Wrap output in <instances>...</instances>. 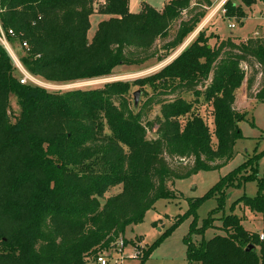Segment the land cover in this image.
I'll return each mask as SVG.
<instances>
[{"label": "trees", "instance_id": "trees-1", "mask_svg": "<svg viewBox=\"0 0 264 264\" xmlns=\"http://www.w3.org/2000/svg\"><path fill=\"white\" fill-rule=\"evenodd\" d=\"M204 2L200 6L213 4ZM241 2L227 0L224 16L240 21L247 17L245 7L264 4ZM191 3L171 0L161 11L144 4L139 13H131L129 0H104L97 9L93 0H0V25L8 41L20 42V62L30 75L70 84L111 77L120 66L155 56L159 62L170 57L206 16L203 11L181 21L174 38L156 51L157 40L168 36ZM96 13L108 19L89 40L90 18ZM215 37L201 30L171 63L133 84L114 81L65 92L21 83V71L0 44V264H87L119 239L129 245L128 228L141 224L158 200L175 198L171 182L229 163L236 142L244 139L240 123L247 117L235 108L236 92L246 81L242 64L258 65L263 72L255 100L264 101V36L259 32L240 42L218 38L211 46ZM255 78L253 73L247 79L248 90ZM146 84L163 87L162 94L170 89L195 96L194 101L178 96L158 102V137L153 140L147 139L143 108L134 110L128 100L133 85ZM200 104L212 107L213 129L194 113ZM263 157L264 152L247 155L205 196L190 201L188 212L146 247L141 264L184 219L195 217L204 201L216 198L222 210L231 188L257 182V195L236 204L264 215ZM116 187L121 192L105 199ZM215 212L202 227L191 224L185 238L188 264H264L259 232L247 230L234 213H223L221 226L215 227ZM209 229L219 233L205 240ZM193 233L202 236L199 244L192 242Z\"/></svg>", "mask_w": 264, "mask_h": 264}, {"label": "rangeland", "instance_id": "rangeland-1", "mask_svg": "<svg viewBox=\"0 0 264 264\" xmlns=\"http://www.w3.org/2000/svg\"><path fill=\"white\" fill-rule=\"evenodd\" d=\"M165 1L166 0H129V9L131 13H139L142 10L143 5L148 4L155 9L160 10L164 7ZM234 1L238 5L242 4L241 0ZM93 2L94 8L97 9L104 0H93ZM212 2L213 4L211 7H205L203 6L205 5L204 0H192L190 9L182 12L181 18L172 24L168 36L164 39L157 40L154 49L159 51L165 43L174 38L181 21L190 19L192 14L195 15L203 11L206 12V16L202 19L197 29L185 39L184 43L170 57L164 61L159 62L158 56H155L142 64L120 66L115 69L114 74L111 77L91 81L59 84L46 82L42 78L37 77L35 78L36 84H39L50 91L62 92L78 88L100 87L105 83L114 81H125L133 84L136 80L150 77L167 66L173 61L172 59L174 57L179 56L196 40V35L201 30H204L207 35H210L211 33L215 34L214 32L217 31V34H215L217 35V38H212L209 42L211 46H214L217 43L218 38L222 40L231 38L240 42L255 37L259 32L264 36V6L259 2L252 7H245L247 17L240 21L229 19L224 16L223 8L220 7V0H212ZM200 3L203 5L200 6ZM91 19L92 18H90V20ZM232 24L235 25L234 28H231L230 25ZM91 26L92 27L88 33L89 40L92 39L98 25H95V22H93ZM8 42L17 55V57L13 58L14 64L16 65L24 54L23 48L18 40H10ZM163 54L164 52H159L160 56ZM242 67L246 72V81L236 92L235 108L241 113L246 112L247 117L245 121L240 123L244 139H240L236 142L233 158L226 166L218 170L201 171L188 178L171 182L170 187L175 193V198L171 200H158L154 207L146 213L144 221L141 224L128 228L125 238L129 241V245H124L122 243L123 239H119V241L114 244V247L103 252L101 255L107 257L108 264H141L139 257L142 255L143 251L145 252L146 247L151 246L156 242L163 233L174 226L177 222V218L184 216L188 212L190 201L205 196V194L216 183H218L222 177L244 163L247 155L251 157L254 154L264 152V101L257 102L255 100L256 94L261 90L263 72L258 65L254 66V69H252L244 63L242 64ZM253 73L256 74L255 83L252 90H248L247 79H249ZM16 75L18 78H21L20 74L16 73ZM162 88L163 87L161 86L152 87L150 84L141 87L133 85L129 91L128 100L132 108L136 111L143 108L142 122L144 126H147L146 133L148 140H153L158 137V124L156 122L157 118L160 116L161 110V104H158V102L173 101L178 96H181L188 101L195 100V96L192 93L184 91L181 93H172L171 90L168 89L167 94H162L164 92L161 91H165ZM139 90L142 91V95L139 106L135 108L134 93ZM11 103L13 106V112L17 114L19 108L16 99L12 98ZM196 112L205 119L210 129H213L212 107L204 104L195 105L194 113ZM185 120L186 119L182 120V122ZM148 123H154V127L151 128ZM214 142H216L215 139ZM216 163L220 162L218 161ZM259 170L261 174L264 172V157L259 162ZM121 190V187L111 189L106 194L105 199L119 194ZM257 192L258 184L255 181L247 182L238 188L229 189L224 201L223 209L220 211L217 210L218 202L216 198H210L204 201L197 210L196 216H190L184 219L183 222H181L176 229L158 245L144 264H188L185 238L190 233L191 224L195 222L198 228L202 227L204 220L213 211H216L214 215L216 221L213 222L215 227L221 226L220 218L223 216V213H234L243 219V224L247 230L260 232L264 229V215L254 214L243 207L242 204H236L244 196L255 197ZM233 206H235V209H232ZM216 233H219V231L216 229H209L206 231L204 239L209 240ZM191 239L193 243L199 244L202 240V236L193 233ZM135 255H137V257H135ZM97 258L91 256L87 259V264H98Z\"/></svg>", "mask_w": 264, "mask_h": 264}, {"label": "built area", "instance_id": "built-area-1", "mask_svg": "<svg viewBox=\"0 0 264 264\" xmlns=\"http://www.w3.org/2000/svg\"><path fill=\"white\" fill-rule=\"evenodd\" d=\"M222 8H223V7H222ZM230 26H231V28H234V27H235L234 24H232V25H230ZM9 34L13 35L14 33H13V31H9ZM0 44L3 45V46L6 48V50L8 51V53L10 54V56L12 57V59H13L14 57H16V56L14 55V53H13V50H12V48H11L9 42H8V34H7L6 31H4V30L2 29L1 25H0ZM23 47H27V44L24 43V44H23ZM13 60H14V59H13ZM16 66H17V68H18V69L21 71V73H22L21 83H24V84H25V83H28V82H32V83L36 84V79H35L32 75H30V74H29V73L23 68V66L21 65L20 61L16 64ZM38 85H39V84H38ZM259 236H260V240H261V241H264V229L261 230V231L259 232ZM135 257H137V255H135ZM107 260H108V259H107L106 256L100 255V256H98V258H97V263H98V264H108Z\"/></svg>", "mask_w": 264, "mask_h": 264}, {"label": "crops", "instance_id": "crops-1", "mask_svg": "<svg viewBox=\"0 0 264 264\" xmlns=\"http://www.w3.org/2000/svg\"><path fill=\"white\" fill-rule=\"evenodd\" d=\"M168 1H171V0H166L165 1V4H167V2ZM212 1V0H211ZM227 0H220V7H223V5L225 4V2H226ZM213 3V2H212ZM260 4H262L263 6H264V4L263 3H261V2H259ZM165 4H164V6H165ZM164 8V7H163ZM162 8V9H163ZM162 9H160L159 11H161ZM92 19H91V24H93V22H95V25H99V23L101 22V21H103V20H106V19H108V16H105V15H99V14H94V15H92V17H91ZM92 27V26H91ZM97 28H98V26H97ZM212 30V29H211ZM97 31V30H96ZM96 31H95V33H96ZM214 31H215V29H214ZM94 33V34H95ZM215 34H217V31H215L214 32ZM211 34H213V33H211ZM198 35V34H197ZM196 35V36H197ZM94 36V35H93ZM93 38V37H92ZM13 50V49H12ZM13 53H14V55L17 57V55L15 54V52L13 51ZM176 57H174L172 60H174ZM172 62V61H171ZM170 62V63H171Z\"/></svg>", "mask_w": 264, "mask_h": 264}, {"label": "water", "instance_id": "water-1", "mask_svg": "<svg viewBox=\"0 0 264 264\" xmlns=\"http://www.w3.org/2000/svg\"><path fill=\"white\" fill-rule=\"evenodd\" d=\"M141 95H142V91H137L136 93H134V107L137 108L139 106L140 103V99H141ZM253 249V246H251L249 248V250Z\"/></svg>", "mask_w": 264, "mask_h": 264}]
</instances>
